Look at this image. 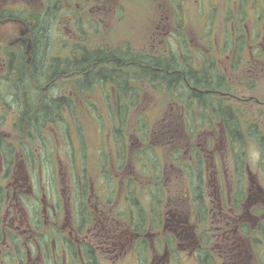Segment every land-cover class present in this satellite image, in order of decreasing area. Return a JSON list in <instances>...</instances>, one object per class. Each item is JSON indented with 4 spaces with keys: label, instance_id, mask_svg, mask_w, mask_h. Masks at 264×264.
<instances>
[{
    "label": "rangeland",
    "instance_id": "rangeland-1",
    "mask_svg": "<svg viewBox=\"0 0 264 264\" xmlns=\"http://www.w3.org/2000/svg\"><path fill=\"white\" fill-rule=\"evenodd\" d=\"M18 1L40 15L36 20L46 22L47 45L40 53L49 60H65L84 43L89 48L118 47L131 54L178 57L180 67L187 61L191 68H208L204 73L214 82V74L224 75V85L217 89L231 95L205 94L206 106L189 97V88L162 91L140 72L136 76L145 80L130 81L134 90L125 95L116 84L100 88V81L94 79H88L84 92H79L81 76L73 75L59 77L48 87L41 79L29 82L35 90L29 100L36 96L38 104L44 97L62 95L61 103L76 105L61 113L57 128L63 136L58 149L63 152L65 179L69 169L83 184L93 181L98 186L99 178H104L113 191L111 200L122 202L128 195L151 216L166 200L186 212L201 202L198 195L202 202L209 201L212 175L215 182L221 179L223 187L235 185L236 161L245 187L240 212L250 208L249 223L257 218L249 237L244 235L248 250L243 246L247 256L242 259L246 264H264V245L260 251L250 240L254 236L264 240L261 230H256L258 222L264 225V191L258 190L264 186V0H63V5L59 0ZM33 26V19L9 22L0 28V37L28 43ZM121 69L123 78L136 77L131 66ZM197 87L204 89L203 84ZM0 91L6 94L3 86ZM224 107L234 120L223 121L226 128L217 115ZM224 115L228 117L227 109ZM14 116L15 112H7L8 124L0 129L9 131ZM211 118L215 121L209 123ZM235 126L237 136L230 134ZM210 146L221 150L216 155L220 177L211 167ZM194 153L199 154L200 170L191 158ZM202 212L205 216L206 209Z\"/></svg>",
    "mask_w": 264,
    "mask_h": 264
},
{
    "label": "flooded vegetation",
    "instance_id": "flooded-vegetation-1",
    "mask_svg": "<svg viewBox=\"0 0 264 264\" xmlns=\"http://www.w3.org/2000/svg\"><path fill=\"white\" fill-rule=\"evenodd\" d=\"M63 2L59 0L62 5ZM27 46L29 49L30 42ZM93 50L102 48H89L81 43L79 58L85 60L86 52ZM149 55L148 52L143 53V56ZM64 65L49 71L46 87L53 85L59 77L67 79L73 75L81 78L93 75L95 81H100V88L105 83L116 87L113 81L117 74L70 73L65 72ZM219 76L224 85V75ZM192 89L214 96L231 95L217 88L192 86ZM30 91L28 99L19 96L14 105L0 104V117L4 115L3 110L15 112L9 131L0 129V264H184L187 261L196 264H246L242 259L245 254L243 246L248 250V243L243 238L254 228L257 218L249 223V215L253 216L250 208L244 214L240 212V194L245 187L238 177L236 161L235 185L230 183L223 187L221 179L215 182L212 175V197L209 201L198 202L186 212L182 206L171 205L166 200L151 216L150 210L139 201L132 203L128 195L122 202L111 200L113 191L104 178H99L98 186L93 181L83 184L81 178L69 169V176L65 179L63 152L58 149L63 136L59 135L57 128L63 119L61 113L74 110L76 105L61 103L58 106L61 115H52L39 122L36 113L43 106L34 103L36 96L32 97L33 102L29 100L35 93V90ZM62 97L48 98L61 99L62 102ZM24 112L28 113L25 119L36 120L23 122L20 113ZM5 120L0 125L5 124ZM214 121L211 118L208 122ZM223 121L226 128L227 123ZM51 131L56 137L54 146ZM207 150L212 170L220 177L217 156L221 150L215 146ZM171 154L173 157L174 153ZM197 155L194 153L191 158L199 169L201 165L196 160ZM206 170L209 171L208 166ZM260 187L258 190L262 193L264 186ZM258 224L260 226L256 230H261L264 236V225L262 222ZM250 240L257 243L258 250L264 245V240L259 237L254 236Z\"/></svg>",
    "mask_w": 264,
    "mask_h": 264
},
{
    "label": "trees",
    "instance_id": "trees-1",
    "mask_svg": "<svg viewBox=\"0 0 264 264\" xmlns=\"http://www.w3.org/2000/svg\"><path fill=\"white\" fill-rule=\"evenodd\" d=\"M13 2L14 3L11 1L8 2L6 0L4 3L0 1V28L4 27V25L9 22H19L21 20L30 21L32 19L34 21V26L29 32L32 40L30 41L31 48L29 49L27 43L25 42L16 41L12 43L0 37V87L3 86V93H6L2 94V91H0L1 105H14L17 102L16 100L19 96H22V99H28V96L31 94L30 90H33L30 87L29 82H36L38 79L47 81L49 71L53 68L57 70L64 63V66L67 69L65 72L78 73L81 71V74L102 73L108 76H110L112 73L117 74V78H115L113 82L117 85L118 91L120 93L123 92V95L134 90V87L130 85V81L134 80L136 82L145 80V78L140 77V75L147 76L149 78V82L155 83V87L157 89L167 91L169 93H178L180 89L189 88L188 90L191 92L189 97L200 100L202 106L208 105L207 100H203V98L205 94L210 93L197 92L196 90L192 89V86L197 87L199 84H203L205 89H211L218 88L223 85L221 77L217 74H214L216 75V80L214 82L211 80L210 75H206L204 73V71L208 68L202 70H199L194 66L191 68L187 64V61L183 63V67H180L178 62L180 59L178 57L174 58L165 56V58H162V56H155L153 54H150L148 57H146L141 53L131 54L127 51L125 52L118 47L115 49H102L86 52L85 60H81V58H79L78 50L75 54L72 53L69 58L65 59L73 61L63 62L59 61L58 59L54 61L49 60L45 54L42 55L40 53V50L44 49V47L47 45L45 38V30L47 27L45 24L46 22H44V20H36L40 19V15L33 11H29L27 7L19 3L20 1L16 0ZM37 21L40 22L36 24ZM29 52H32L31 58L28 57ZM125 63L133 68V73H135V76L139 72L141 74L132 78V80L131 78H123L121 74L124 71L121 69V67L127 66ZM60 72L63 71L60 70ZM198 73H204L205 75L199 79L197 77ZM88 79L92 80L93 75H86L81 78V82L79 81L81 92H84L85 84L89 83L90 80L88 81ZM74 80L75 82H78L77 79ZM80 87H78V90H80ZM8 97L9 99H7ZM12 99L13 101H11ZM60 101L61 99L54 100L48 97L41 99L38 104L43 106V108L37 111V120L42 122L46 117H51L54 113L57 114L56 116H59L58 106L61 104ZM125 103H127V101H125ZM225 109H227L229 112L227 118H225L224 115ZM225 109L221 108L217 111L218 117L227 122H234L229 108L226 107ZM3 111L4 112L2 114H4V117H0V123L5 120V115L7 112H9V110ZM20 114H22L20 120H23V122L25 120L30 121L35 119H25L26 115L28 114L27 112ZM230 131L231 133L234 132L233 134L236 135V126ZM198 200H201L202 202L201 195H198Z\"/></svg>",
    "mask_w": 264,
    "mask_h": 264
}]
</instances>
